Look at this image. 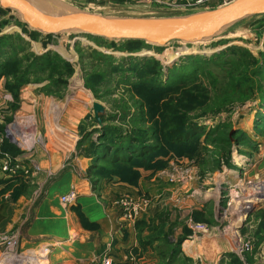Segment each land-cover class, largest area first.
I'll return each instance as SVG.
<instances>
[{"label": "rangeland", "instance_id": "374dc122", "mask_svg": "<svg viewBox=\"0 0 264 264\" xmlns=\"http://www.w3.org/2000/svg\"><path fill=\"white\" fill-rule=\"evenodd\" d=\"M64 1H81L101 9H117L120 12H113V17L132 20L185 17L198 10L188 7V4L196 0ZM85 10L80 9L93 14L92 10ZM97 15L110 16L103 11ZM3 22L7 24L1 25ZM30 32L33 31L28 30V25L19 13L0 12V33L23 37L27 45L26 52L22 54L47 53L53 59L57 56L58 59L52 62L54 68L50 67L46 71L53 74H47V77L64 78L66 85L62 97L59 98L39 94V88L32 84L35 89L33 96L29 92L26 95V98L29 96V110L24 123L18 124V112L15 113L16 118L1 119L5 126L0 131L7 130L9 137L12 136V142L33 136L40 138V135V142L37 137L38 141L34 140L35 147H58L63 139L51 138V132L57 131V135L63 134L68 139L61 144L67 149L77 138L75 126H71L76 123L69 124L72 121L71 110L67 114L69 123L61 122L63 124L51 128L49 134L47 131L48 122L55 119L53 114L56 115V111L66 107L68 98H71V103L79 102L80 105V112L73 114L75 120L87 112L82 120L83 126L78 130L79 140L86 133L91 135L85 146L79 148L80 151L75 147L76 156H84L83 152L89 141L96 142L99 135L93 131L100 130L105 125L118 129L123 135L137 133L141 136L137 131L142 127L144 130H153L147 123H137L138 105L145 106L146 122L151 121L148 115L150 111H155L156 118L173 116L169 113L173 106L187 118L192 117L206 109L204 99L208 105L207 111L223 109L220 112H211L206 119L198 122L207 131L213 129V134L206 142L205 136L198 138L200 146L194 147V153L182 155L180 158H164L166 164L162 163L156 170H140L136 185L125 184L134 188V191H121L122 193L116 194L109 202L119 218L123 212L122 204L133 200L140 205L141 210L135 216L134 223L130 224L136 232L138 243H143L145 239L155 235V240L140 245L142 252L129 255L128 259H133V264L143 260L147 248L150 253L146 258L153 257V264H167L177 250L178 239L184 237V241L192 238L197 240L204 236H216L222 242L226 253L220 257L218 263L222 260L223 264H264V102L258 96L264 90V78H254L258 67L264 66V15L243 19L221 30L214 41L203 44L170 42L158 46H142L81 33L61 32L53 36H31ZM230 49H234L233 52H229ZM223 51L225 54L220 59L214 58L216 60L201 65L203 68L198 76L190 75L189 69L183 70L184 66L192 69L191 57L198 55L210 59ZM246 53L256 62L248 59ZM142 60L147 62L146 65L142 64ZM227 60L232 62L231 66L226 67ZM155 61L159 68L152 69ZM66 65H70L72 73L64 68ZM173 67L177 71L169 73L168 70ZM145 70L148 73H159L157 77L151 76L150 83L158 81L171 84L174 79L177 80L174 92L177 89L179 92L162 93V96L167 95L165 97L174 95L171 101L169 98L162 100L158 104L160 109L155 110L157 100L149 108L145 95L139 93L141 91L134 86L145 79ZM94 76L96 78L93 79ZM42 80V83L35 85L47 84L45 77ZM226 94H231V98L225 102L222 96ZM94 101L105 108L104 113L99 115L105 119L104 122L101 119L102 127H98L93 117ZM200 102L202 103L198 104ZM161 109H165L167 113ZM149 135V132L145 133L146 137ZM160 138L158 135L159 141ZM151 143L155 144V141ZM141 171L150 173L151 177L144 178L141 186L137 187ZM31 172L23 174V180L2 190L0 202L14 205L17 200L25 199L31 204L30 208H33L44 194L46 183L37 184V171L32 169ZM46 177H50V174ZM105 179L93 190L99 199L102 183L118 181L117 178ZM12 235L6 234L3 239H9ZM190 244L195 246L193 242L185 243L187 247ZM228 254H232L237 262L231 261ZM37 255L38 253L25 252L18 248L17 259L12 260L13 256H8L10 260L4 261L0 256V264H38ZM104 255L99 258V264ZM199 258L198 252L191 250L185 253L181 248L174 264H204Z\"/></svg>", "mask_w": 264, "mask_h": 264}, {"label": "crops", "instance_id": "0c3cea01", "mask_svg": "<svg viewBox=\"0 0 264 264\" xmlns=\"http://www.w3.org/2000/svg\"><path fill=\"white\" fill-rule=\"evenodd\" d=\"M5 34L8 33H0V36ZM7 80L6 76L0 77V129L3 125L5 126L1 119L16 118V112H18V124L24 123V118L27 117L26 113L29 110L27 93L29 92L33 96L35 89L33 86L40 89L45 85H23L17 91L15 98L6 87ZM68 99L64 109L61 111L55 109L58 113L53 114L55 116L54 121L51 119L48 122L47 131L49 134L51 128L57 125L61 126L63 124L61 122H68L67 114L71 110L73 112L71 114L72 121L70 118L71 122L68 123L70 125L76 123L71 126H75L77 138L67 149H64L61 144L68 139L63 134L57 135V131L51 132V138L53 140L63 139L58 147L54 145L52 148L50 146L35 147L34 140H37V136L12 142V136L7 135L5 140L15 145L18 153L14 157L2 153L1 148L4 143L0 148V164L3 156L7 155L19 161L24 170L15 176L0 171V193L17 181L23 180L25 178L23 174L32 173L31 170L35 169L33 168L34 165L37 167L35 169L37 171L35 182L37 184L46 183L44 194L33 208H30L31 204L25 199L17 200L14 205L0 202V253L2 252L0 256L4 261L10 260L8 256H13L12 260H15L19 257L16 255L17 249L20 248L21 251L38 253V264H99V258L103 254L110 256L113 264H132L129 263L128 257L131 253L142 252L141 243H138L136 232L130 227L131 225L124 227L118 213L114 211L115 208L110 207L109 202L116 194L122 193L121 191L132 192L134 188L113 180L102 183L99 189L100 199L96 196L86 178V172L92 165V159L76 156L75 150L76 142L79 140L78 130L83 126L82 120L87 112L75 120L73 114L80 112V105L79 102L71 103V98ZM74 101L76 100L74 99ZM4 130L0 133H7V130ZM39 137L41 138L40 135ZM47 138L49 140V137ZM48 174L50 177L47 178L46 175ZM148 176L150 173L141 171V179L137 187L141 186L144 178L147 179ZM71 190L75 191L76 200L69 204H62L61 197ZM9 233L13 234L11 238L17 239V245L13 251L5 250L2 242L3 238L6 237L4 235ZM150 238H155V235ZM149 239H145L144 242ZM193 239L195 238L183 242L181 248L185 253L193 250V252L199 253L201 258L199 259L204 264H219L218 260L226 251L223 250L222 242L216 236ZM187 242H193L195 246L190 244L187 247L188 244L185 245ZM146 251L143 260L139 261L138 264L154 263L153 257L146 258L150 249L147 248Z\"/></svg>", "mask_w": 264, "mask_h": 264}, {"label": "trees", "instance_id": "16d2710c", "mask_svg": "<svg viewBox=\"0 0 264 264\" xmlns=\"http://www.w3.org/2000/svg\"><path fill=\"white\" fill-rule=\"evenodd\" d=\"M1 11L3 12L4 10L0 9V12ZM6 24V22L1 23V25L3 26H5ZM18 24L22 26L20 23ZM23 30L27 32L26 29ZM29 35L35 36L39 34L36 32H30ZM127 42H131L133 44L135 43V45L147 46L142 41ZM25 45H27V42L23 37H20L19 35L5 34L0 36V77H7V89L16 98L17 91L21 86L27 84L42 83V79L45 77L47 84L38 89V92L45 94L46 96H57L59 98L62 97L64 86L66 85L64 82V78H50V76L47 77V74L52 75L53 73H46V71H49L50 67L54 68L52 62L53 60H57L58 57L55 56L56 59H53L51 58L50 54L47 53L43 55H33L31 53L22 54L23 52H26ZM233 50L234 49H230L229 52H233ZM19 54H21V57H19ZM224 54V51L220 52L210 59L198 55L195 57H191L192 69L186 68L184 66L183 70L189 69L191 72L190 75L198 76L201 69L203 68L201 65L212 62L217 58L220 59ZM246 56L248 59H251L253 63L256 62L251 55H248L246 53ZM24 60L26 64H24ZM145 63L147 62H145V60H142V64ZM157 64L158 63L155 61L152 69H154L155 67L156 69L159 68V65ZM217 64L220 63L217 61ZM231 64L232 62L230 60L228 62H225L226 67L231 66ZM174 67L168 70V72L172 73L173 71H177ZM64 68H67L69 70V73H72V68L70 67V65H66V67L64 66ZM40 73L42 74L40 75ZM144 73L145 79L134 84V86H136L137 89L141 91L139 93L145 95L147 106L149 105V108H152L155 103L154 100H157V106L155 108L156 110L159 106L158 104L165 98H169L170 101L172 100V96L178 91L177 89L174 92V85L176 84L177 80L174 79L171 84H162L161 82L158 83V81H156L155 83H150L149 79L151 78V76L155 75L157 77V74L159 73H148V71L146 70ZM202 75L204 76L203 73H201V76ZM255 76L256 77L254 78H257L258 80H260L259 78H264V66L258 67L257 71L255 72ZM94 78L96 77L94 76L93 79ZM91 89L93 90V88ZM253 91L254 90H252V92ZM164 92H166L167 94H170V92H174V94L165 97L167 95L162 96V93ZM258 96L260 101L264 102V90H262ZM222 98L226 102L229 98H231V94H226L222 96ZM201 103L202 102L198 104ZM204 103L207 106H205V110L188 118L175 106H173L169 111V113L173 115L171 117L159 116L158 118H156L154 116L155 111H150L148 115L150 116L151 121L149 122L151 123L146 122L147 119H144L146 118L145 106L138 105L137 123H147V126L151 125L153 127V130L151 129L150 131L144 130V127L138 130L137 132L140 133L142 137L137 133H126L123 135L122 132H120L118 129L111 128L109 127V125L103 126L100 130L98 129L97 131H93L99 134L96 142L90 140L87 149H85V151L83 152L84 157L92 159V165L87 170L86 174L87 178L92 184L93 190L97 189V186L103 178H106L105 180H112L113 178H117L118 182L120 183L136 185L140 177V170H156L157 168L161 167L162 163L166 164L167 161H164V158H167L169 156L180 158L182 155H191L192 153H194V147L200 146L198 138L203 135L205 136L206 142L207 139H209L213 134V129L207 131V128L199 125L198 122L206 119L211 112H220L221 110H223L214 109L213 111L212 109L207 111L208 105L206 104L205 99ZM161 110L165 114L167 113L165 109ZM101 119L104 122V117H101ZM146 132L150 133L149 137L145 136ZM158 135L161 137L160 141L158 140ZM89 136L91 135L86 133L77 142V151H80L79 148L83 147ZM153 141H155V144L151 143ZM1 151L2 153L9 154L12 157H14L18 153V149L15 147V145L9 143L7 140H5ZM229 166L232 167L231 164H229ZM94 177L96 178L94 179ZM153 240L155 239L147 240L143 243L141 242V245H146ZM184 240V237L178 239V241L176 242L177 250L174 251V254L171 255L170 259H168L167 264L175 263V261L177 260L176 255L181 250V244ZM228 257H230L231 261L237 262V259L232 254H228ZM219 264H223L222 260Z\"/></svg>", "mask_w": 264, "mask_h": 264}, {"label": "water", "instance_id": "95a60500", "mask_svg": "<svg viewBox=\"0 0 264 264\" xmlns=\"http://www.w3.org/2000/svg\"><path fill=\"white\" fill-rule=\"evenodd\" d=\"M34 1L50 5L49 0ZM0 9L19 13L28 25V30L41 35L73 32L108 40L142 41L158 46L170 42H212L221 30L243 19L264 15V0H234L226 6L197 10L185 17L133 20L67 11L48 15L26 0H0ZM104 111L102 104L96 101L92 103L93 117L98 127H102L99 115Z\"/></svg>", "mask_w": 264, "mask_h": 264}, {"label": "built area", "instance_id": "2783aa9c", "mask_svg": "<svg viewBox=\"0 0 264 264\" xmlns=\"http://www.w3.org/2000/svg\"><path fill=\"white\" fill-rule=\"evenodd\" d=\"M234 0H196L192 2V4H188V7H192L195 10H203V9H214L221 6H226L230 3H232ZM9 136V133L1 134L0 133V148L6 138V136ZM22 165L19 163V161H16L12 159L11 157L4 155L2 163L0 164V171L8 174L10 176H15L19 172H24L22 169ZM33 168L37 169V167L34 165ZM77 198V195L74 190H71L68 194L61 197L60 201L62 204H69L71 202H74ZM123 206V212L121 215V221L124 224V227L130 226L134 223L135 216L139 213L141 210L140 205L135 203L133 200H130L129 203L122 204ZM17 239L9 238V239H3V244L5 246V250L7 251H13V248L17 245ZM129 263H134L133 259H128ZM133 261V262H132ZM100 264H113V261L111 260L110 256L105 255L101 258Z\"/></svg>", "mask_w": 264, "mask_h": 264}, {"label": "bare ground", "instance_id": "6f19581e", "mask_svg": "<svg viewBox=\"0 0 264 264\" xmlns=\"http://www.w3.org/2000/svg\"><path fill=\"white\" fill-rule=\"evenodd\" d=\"M26 1L29 2L37 10L41 11L42 13L48 14V15H53V14H55L56 11L65 12L66 10L79 12V13H86L87 14L88 12L80 11L81 8H84V11H86L85 9L92 10L93 14H95V15H97V13L103 11L104 13H107L108 15H110V16H107V18L119 19V18L113 17V15H112L113 12H115V13L116 12H120L117 9H113L114 11L111 10V9H101V8L95 7L91 3H84V2H81V1L49 0L50 1V5L49 6L40 4V3H38V2H36L34 0H26ZM20 17H21L22 20H24L21 15H20ZM104 17H106V16H104ZM171 18H173V17H171ZM183 43H185V42H183ZM190 43L203 44V43H209V42L192 41ZM38 140L40 142L41 139L38 138Z\"/></svg>", "mask_w": 264, "mask_h": 264}]
</instances>
